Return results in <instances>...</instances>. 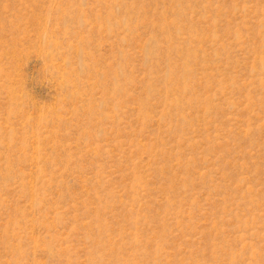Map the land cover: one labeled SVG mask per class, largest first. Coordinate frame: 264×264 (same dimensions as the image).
Here are the masks:
<instances>
[{
	"label": "rangeland",
	"instance_id": "1",
	"mask_svg": "<svg viewBox=\"0 0 264 264\" xmlns=\"http://www.w3.org/2000/svg\"><path fill=\"white\" fill-rule=\"evenodd\" d=\"M0 264H264V0H0Z\"/></svg>",
	"mask_w": 264,
	"mask_h": 264
}]
</instances>
